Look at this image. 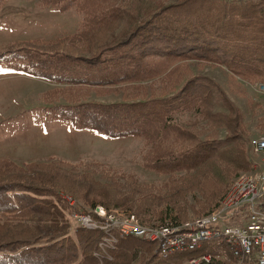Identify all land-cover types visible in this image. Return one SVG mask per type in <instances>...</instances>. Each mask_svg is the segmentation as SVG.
Here are the masks:
<instances>
[{
	"label": "trees",
	"instance_id": "16d2710c",
	"mask_svg": "<svg viewBox=\"0 0 264 264\" xmlns=\"http://www.w3.org/2000/svg\"><path fill=\"white\" fill-rule=\"evenodd\" d=\"M40 1L58 11H79L82 28L47 42H11L0 50V62L30 77L67 83L66 87L54 86L47 92L48 97L69 98L76 89L119 82L175 84L190 59L222 64L249 82L264 83V0H176L167 5L152 0ZM121 19L128 26L123 33L111 34L113 42H101L100 48L95 46L97 49L89 55L51 49L64 41H81L110 31ZM214 85L206 76L192 74L168 96L117 103L74 99L66 101L61 119L103 138L155 140L153 157L144 164L156 172L168 173L170 179L197 168L209 170L214 159H219L223 173L214 189L218 196L232 174L248 169L249 161L245 139L232 126V116L213 112ZM219 99L229 113L232 109L227 98L220 94ZM177 113H191L207 120L212 129L225 126L229 132L223 140L201 137L191 130V121L176 123ZM50 161L56 167L53 172H48V162L32 161L20 168L9 159H0V264L98 263L94 254L99 250L102 232L75 222L71 213L77 211V204H69L63 194L92 208L135 206L117 198L115 184L106 185L110 190L91 187V198L86 200L87 192L80 186L73 187L70 173L64 169L75 167L74 163ZM82 179L93 184L89 174L84 173ZM136 209L143 216L149 215L146 205ZM164 216L168 221L163 219L162 224L177 222L173 211ZM144 221L140 219L142 224ZM195 253L174 252L169 256L175 260L184 255L186 262L181 264H189L187 258ZM167 257L159 254L155 242L128 237L117 240L102 264H177L160 261Z\"/></svg>",
	"mask_w": 264,
	"mask_h": 264
},
{
	"label": "rangeland",
	"instance_id": "374dc122",
	"mask_svg": "<svg viewBox=\"0 0 264 264\" xmlns=\"http://www.w3.org/2000/svg\"><path fill=\"white\" fill-rule=\"evenodd\" d=\"M152 1H159L160 5L176 2V0ZM113 25L110 31L95 33L81 41H64L60 46L51 49L76 55H89L100 48L101 42H113L111 34H122L128 27L123 19ZM81 28L82 13L73 8L58 11L56 8L44 5L40 0H3L0 4V50L11 42L28 39L47 42L74 34ZM186 63L187 68L181 70L180 79L175 84L168 81L153 84L142 82L140 85L119 82L91 89H76L70 92L73 96L69 98L62 96L52 98L47 96V92L54 86L66 87L67 83H52L43 78L30 77L0 62V159H9L20 168L32 161L48 162V172L56 170L55 166L51 165L53 164L51 159L74 163L75 167L64 169L70 173L71 185L80 186L87 192L86 200L91 198V187L96 190L102 187L108 189L106 185L115 184L117 198L124 202H133L132 206L135 205L132 209L115 207L109 210L102 205H96V209L102 208L107 212L106 214L113 213L117 216H121L124 212L132 215L133 218L132 216L130 218L139 223H141L140 219H145L147 221H144L143 225L148 228L162 224L161 222L168 218L164 213L168 214L169 211H173L177 217V222L172 224H180L209 214L220 207L226 192L240 176H254L264 170V153L254 152L251 146L252 139L264 137V83L249 82L232 74L222 64L196 63L194 59ZM192 74L206 76L215 84L213 92L216 98L213 112L232 116V126L245 139V156L249 161V167L229 177L223 195L217 196L214 190L219 185L216 182L220 181L223 173L219 159H214L209 170L197 168L189 172H181L178 178L170 179L168 173L156 172L144 164L145 160L153 157L151 147L155 144V140L147 142L143 137L103 138L90 131L67 125L61 119L64 107L67 105L66 101L79 99L77 101L117 103L134 102L161 95L168 96L179 89ZM220 94L228 100L232 109L229 113L219 99ZM188 120L193 123L191 128L193 133L201 137L210 136L223 140L229 132L225 126L212 129L207 120L197 119L191 113L183 115L177 113L176 123ZM78 163L88 167L82 169L84 165ZM92 163L99 165L93 166ZM43 166L44 172L45 165ZM37 168L34 167L35 170ZM84 173L91 176L93 184L82 179ZM73 200V204H77L76 212H82L96 220L101 219L94 207L85 206L77 199ZM217 200L218 205L212 208ZM258 202H262V197L255 200V207H264V201L261 205H258ZM141 204L149 208V215L144 213L146 215L143 216L142 211L136 209ZM170 216H173V213ZM73 219L77 222L75 218ZM247 222L248 209L246 205H242L235 208L231 216L215 225L222 229L226 226L243 227ZM72 223L75 224L73 221ZM211 244H202L201 248L209 247ZM111 251L112 249L108 251L109 256ZM193 252L187 251L188 254ZM169 257L161 258L160 261L177 264L186 262L184 255L175 260Z\"/></svg>",
	"mask_w": 264,
	"mask_h": 264
},
{
	"label": "built area",
	"instance_id": "2783aa9c",
	"mask_svg": "<svg viewBox=\"0 0 264 264\" xmlns=\"http://www.w3.org/2000/svg\"><path fill=\"white\" fill-rule=\"evenodd\" d=\"M256 153H264V137L251 140ZM63 197L69 204L74 200L69 195ZM264 201V170L254 176H240L228 189L216 210L200 218L177 223H163L148 228L132 215L123 212L121 216L94 207L101 219L96 220L82 212H72L77 223L86 229L102 232L95 257L99 264L108 259V251L113 249L118 239L133 236L145 241L155 242L162 257L174 252L197 250L187 260L189 264H264V207H255V200ZM262 202H258L261 205ZM242 205L248 209V222L245 226H226L218 228L215 224L233 214ZM132 216V218H130ZM211 244L201 248L202 244Z\"/></svg>",
	"mask_w": 264,
	"mask_h": 264
}]
</instances>
